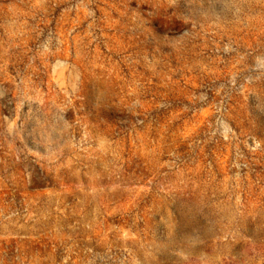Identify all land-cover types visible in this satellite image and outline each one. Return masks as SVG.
Instances as JSON below:
<instances>
[{
    "label": "rangeland",
    "instance_id": "rangeland-1",
    "mask_svg": "<svg viewBox=\"0 0 264 264\" xmlns=\"http://www.w3.org/2000/svg\"><path fill=\"white\" fill-rule=\"evenodd\" d=\"M0 264H264V0H0Z\"/></svg>",
    "mask_w": 264,
    "mask_h": 264
}]
</instances>
